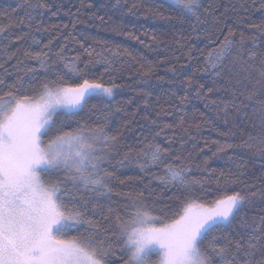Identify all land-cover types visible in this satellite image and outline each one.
<instances>
[{
    "label": "snow or ice",
    "instance_id": "snow-or-ice-1",
    "mask_svg": "<svg viewBox=\"0 0 264 264\" xmlns=\"http://www.w3.org/2000/svg\"><path fill=\"white\" fill-rule=\"evenodd\" d=\"M166 2L176 18L194 19V30L204 23L202 10L209 12L211 7L205 8L202 0ZM252 3L264 11V0ZM28 7L48 5L37 0ZM17 23L31 31V17L27 22L14 21L0 12V33H8ZM249 27L264 35V20ZM27 35H16L15 40L24 41ZM235 37L236 31L229 28L219 48L207 54L204 71L233 73L237 83H242L241 74L245 80H255L245 92L233 93V107L243 96L240 105L251 107L258 116L259 124L252 125L254 131L243 143L256 144L264 153V50L253 45L244 51L243 32L234 45ZM50 45L51 41L44 45L47 51L24 50V59L18 58L17 48L0 63V264H264V216L241 218L236 237L224 235L252 197L264 199V187L247 185L239 173L232 178L215 176L205 160L200 171L215 180L217 191L223 178V190L231 192L206 200L197 194L206 180L189 175L190 163L173 151L171 139L164 147L155 137H145L138 150L129 147L122 152L127 147L122 133L108 127L119 86L111 77L106 84L103 76L91 74V61L76 57L69 62L63 49L52 55ZM13 58L17 71L9 83L4 77L13 73L5 64ZM25 60H35L39 68L28 67ZM142 68V76L150 77L152 66ZM93 99L104 107L90 108ZM231 147L219 145L217 151ZM125 162L158 180L164 193L175 189L180 194L167 196L173 203L157 208L164 194H157L150 183L144 190L116 191L114 180L125 185L133 179L116 176L117 165ZM237 183L245 190L230 187Z\"/></svg>",
    "mask_w": 264,
    "mask_h": 264
},
{
    "label": "trees",
    "instance_id": "trees-1",
    "mask_svg": "<svg viewBox=\"0 0 264 264\" xmlns=\"http://www.w3.org/2000/svg\"><path fill=\"white\" fill-rule=\"evenodd\" d=\"M36 2L0 0V12H6L14 21L27 22L32 18L30 32L27 26L17 23L8 33H0V63L17 48L20 50L18 58L24 59V50L40 51L51 41L52 55L63 49L62 55L69 62L76 57L84 63L91 61L88 64L91 74L103 76L106 84L111 77L119 86L111 101L108 127L122 133V142L127 146L122 147V152L129 147L138 150L145 137L149 140L155 137V142L164 147L171 139L173 151L190 163L189 175L206 180L203 190L197 192L206 200L231 192L223 190V178L221 190L217 191L215 180L209 179L207 172L200 171L205 160L215 176L223 173L224 177L232 178L239 173L247 185L264 187V153L257 150L256 144L243 143L248 133L254 131L252 125L259 124L258 116L251 107L240 105L243 96L236 101L237 107H233V93L245 92L255 80H245L241 74L242 83H237L233 73L216 75L211 69L204 71L207 54L219 48V41L224 39L229 28L236 31L234 45L243 32L244 51L253 45L256 50H264V35L249 27L264 20V11L254 7L252 0H202L205 8L211 7L209 12L202 10L204 23L196 25L195 30V20L176 18L166 0H42L47 8L28 7ZM169 16L172 18L168 19ZM21 33L29 35L17 42L15 36ZM33 39L39 43H33ZM85 49L92 55L89 56ZM225 63L232 67L228 57ZM15 64L16 58L5 64L13 73L4 77L9 83L15 78ZM25 64L39 68L35 60H25ZM149 65L153 72L150 77H143L142 66ZM78 66L82 68L83 63ZM235 72H239V66ZM19 74L23 75V71ZM0 75H3L2 70ZM39 75L43 78V73ZM209 88L213 91L208 92ZM92 105H97L98 109L104 107L96 99L89 107ZM82 115L87 118L89 114ZM225 144L232 147L217 151L219 145ZM115 172L118 179L133 178L125 185L114 180L116 191L144 190L150 183L157 194L163 193L164 200L156 205L157 208L173 203L167 196L180 194L175 189L164 193L159 181L141 173L134 163L117 165ZM153 172L163 174L161 169H153ZM230 187L245 190L244 184ZM260 216H264V199L255 196L224 235L236 237L241 231V218L251 221Z\"/></svg>",
    "mask_w": 264,
    "mask_h": 264
}]
</instances>
